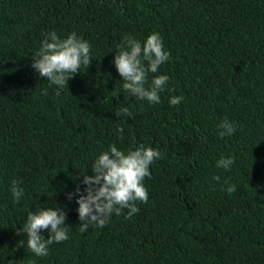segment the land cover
I'll list each match as a JSON object with an SVG mask.
<instances>
[{"label":"trees","instance_id":"trees-1","mask_svg":"<svg viewBox=\"0 0 264 264\" xmlns=\"http://www.w3.org/2000/svg\"><path fill=\"white\" fill-rule=\"evenodd\" d=\"M53 30L76 32L92 56L59 97L31 67ZM153 32L170 52L149 73L169 76L155 105L124 93L113 63L124 35L143 43ZM172 96L184 99L172 106ZM123 107L134 117H117ZM225 118L237 130L220 138ZM113 144L162 153L144 180L149 200L82 233L67 194ZM222 156L230 170L216 167ZM47 207L67 213L69 239L37 257L23 225ZM33 262L264 264V0H0V264Z\"/></svg>","mask_w":264,"mask_h":264},{"label":"clouds","instance_id":"clouds-1","mask_svg":"<svg viewBox=\"0 0 264 264\" xmlns=\"http://www.w3.org/2000/svg\"><path fill=\"white\" fill-rule=\"evenodd\" d=\"M117 47L119 51L115 53L113 63L124 81V93L152 105L160 103V93L166 90L169 76L155 75L149 82V73H157L161 65L170 59V52L165 50L161 35L153 32L143 43L132 35H124ZM91 63V45L87 40L76 32L62 38L53 30L45 34L39 50L32 54L31 67L40 77L46 78L50 85L57 86L55 95L59 97L62 90L68 88V81L81 72V67L88 68ZM43 94H48L47 89H44ZM183 99V96H172L169 103L176 106ZM115 115L134 117L127 107L119 109ZM218 127L221 129L220 138L231 136L237 130L227 118ZM117 131L122 135L124 129L120 127ZM161 157L162 153L158 149L143 144L127 152L113 144L108 151L99 154L91 164L94 174H82L80 184H77L74 192L67 194V199L76 198L78 204V217L82 222L79 231L83 233L89 226L103 228L113 214L119 216L124 209L128 210L125 219L138 213V202L146 204L149 200L144 180L151 178L150 166ZM234 162L233 157L222 156L216 167L230 170ZM213 179L219 182L221 176L215 175ZM81 184L84 185L83 189ZM224 184L227 185L225 190L229 195L236 191L235 184H229L227 180ZM10 190L13 202L19 203L24 196L20 182L13 180ZM66 220L67 213L61 207L29 211L23 225V232L27 235V249L37 257L47 256L50 245L69 239L70 229ZM44 231L49 233L48 238L42 234ZM17 234L20 232L17 231ZM19 243L25 246L23 240Z\"/></svg>","mask_w":264,"mask_h":264}]
</instances>
